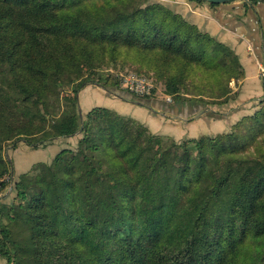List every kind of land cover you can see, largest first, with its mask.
I'll list each match as a JSON object with an SVG mask.
<instances>
[{"label": "trees", "instance_id": "16d2710c", "mask_svg": "<svg viewBox=\"0 0 264 264\" xmlns=\"http://www.w3.org/2000/svg\"><path fill=\"white\" fill-rule=\"evenodd\" d=\"M129 63L154 72L177 104L230 102L239 70L230 48L159 2L0 0V183L13 179L7 145L82 137L19 177L16 200L0 207V258L264 264V113L182 142L106 107L83 114L90 85L153 103L106 72Z\"/></svg>", "mask_w": 264, "mask_h": 264}, {"label": "crops", "instance_id": "0c3cea01", "mask_svg": "<svg viewBox=\"0 0 264 264\" xmlns=\"http://www.w3.org/2000/svg\"><path fill=\"white\" fill-rule=\"evenodd\" d=\"M245 2L236 1L214 8L209 3L203 4L205 18L201 21L202 29L230 48L237 56L239 66V78L232 85L236 97L220 105L224 110L223 113L215 114L214 110H207L199 104H179L174 108L166 106L162 109L167 110L180 121L158 124L157 119L154 120L155 118L146 112V107L142 108L132 102L124 101L100 87H92L91 90L87 87L81 91L79 101L82 113L87 114L92 108L101 106L126 115V108L128 109L131 104L136 105V109H133L139 121L150 128L153 125L156 130L159 127L157 131L154 129L155 134L170 136L176 140L227 133L244 117L253 116L258 112L264 113V78L261 75V66L264 67V0H258L248 8ZM23 147L24 150L18 149L19 151L15 152V154L21 153L19 158L14 156L15 160L19 159L15 166V170L16 167L20 170V172L16 170L17 176L28 172L34 164L30 163L23 170L20 168V160L23 157L34 155L26 144ZM46 150L43 148L34 152L44 153Z\"/></svg>", "mask_w": 264, "mask_h": 264}, {"label": "rangeland", "instance_id": "374dc122", "mask_svg": "<svg viewBox=\"0 0 264 264\" xmlns=\"http://www.w3.org/2000/svg\"><path fill=\"white\" fill-rule=\"evenodd\" d=\"M152 1L153 2H159V3L167 6L171 11L175 12L176 14H181L183 17H185L189 21V23H192V24L198 26V28L201 31H203L204 33H207L206 31H204L202 29V24H201V21L203 20V18H205L204 17L205 13L203 10V4L204 3H196V1H191V0H152ZM212 8H214V6ZM207 34L212 36L210 33H207ZM212 37L215 38L217 41H219L218 38H216L214 36H212ZM106 72L109 74H112L113 79H111V81L118 80L120 87L123 90L125 89V91H127V92H128V90L129 91L133 90L135 92H138L136 94H138L140 96L151 95L152 96L151 102H153V103L149 106H152L153 110H147V108H145V109L149 115H151L155 118L154 120L157 119L156 122H158V124H163V122L167 123V124H172V122L180 121V120H177L179 118L168 113L167 110L164 111V109H162V108H166V106L169 107V106L174 105V103L176 101L173 100V98L166 93V88H165L164 83L161 80H159L157 78V76H155L154 72L147 73L143 70H140L139 65L133 64V63H129V64H126L123 66H119L117 68H111V69H108ZM235 76H236V79L233 78L231 80V83H230V87L232 90V94H231L232 100H234L236 97V93L234 92L232 85L239 78L238 73L235 74ZM87 87L89 88V90H91L92 87H98V86L90 85ZM87 87L85 89H87ZM71 90L72 89L70 87H68V91L71 92ZM112 96H114V95H112ZM183 96L187 99H196V97L191 95V94H185ZM204 99H205L206 105L204 104L203 107L205 109L207 108V110H209V109L214 110L215 114L218 112H221V113L224 112V110L222 108H220V104L213 103V101H216L218 99H212L208 96H204ZM197 100H199V98H197ZM205 102H203V103H205ZM217 102H219V101H217ZM137 106H139V105H137ZM135 107H136V105H132V104L129 105L128 109L126 108L127 112L125 113L128 116H126V115H123V116L130 117V118H133V119L139 121L135 117L136 112L133 109ZM139 107H141V106H139ZM142 108H144V107H142ZM120 115H122V114H120ZM161 117H163V118H161ZM148 128L150 130H152L153 133H154V129L156 130V128L153 125L151 128H150V126ZM158 128L159 127H157V130H158ZM205 136H207V135H205ZM214 136H216V135H212V137H214ZM81 138L82 137L80 135V136H77L76 138H73V139H62V140L55 141L54 143L49 144L46 148H44V149H47L44 153H39V152L35 153L34 151H36V150H33L32 148L29 147L28 150L32 149L31 151H33L34 155H33V157H31V156L23 157L20 160V164H21L20 168L23 170L30 163H34L32 167H34L36 164L41 163V162L52 163L54 158L58 154H60L62 151H64V150L76 151L77 146H78V142ZM176 141L182 142L183 140H176ZM23 146H25V143L20 142V143H18L16 149L13 147H10L8 145L6 147L5 156L12 162V165L14 166L13 174H12L13 179H10V177H6L3 181V182H9V184H7L6 187L1 186L2 188L0 190V207L3 205H11L16 200L17 195L15 192V185H16L19 177L22 174L17 176L16 170H18V169L16 167V170H15V166H16V163L18 162L19 159L15 160L14 156H17L19 158L21 153L19 154V152H18L15 154V152L18 149H20V151L24 150L25 147H23ZM40 149H43V148H40ZM18 171L20 172V170H18ZM23 174H25V173H23ZM0 264H7V263L5 260L0 258Z\"/></svg>", "mask_w": 264, "mask_h": 264}, {"label": "water", "instance_id": "95a60500", "mask_svg": "<svg viewBox=\"0 0 264 264\" xmlns=\"http://www.w3.org/2000/svg\"><path fill=\"white\" fill-rule=\"evenodd\" d=\"M195 1H202L205 3H209V4H214V5H223V4H227V3H232V2H236V1H248V0H195ZM109 94H114L110 91H107ZM116 96H118L119 98H123L121 93H115ZM147 109L149 110H153V108L151 106H146Z\"/></svg>", "mask_w": 264, "mask_h": 264}, {"label": "built area", "instance_id": "2783aa9c", "mask_svg": "<svg viewBox=\"0 0 264 264\" xmlns=\"http://www.w3.org/2000/svg\"><path fill=\"white\" fill-rule=\"evenodd\" d=\"M261 75H262V77L264 78V67L263 66H261ZM130 92H132V93H134V94H136V93H138V92H135V91H130ZM138 95V94H137ZM4 181V180H3ZM3 181H1V182H3ZM2 186V184L0 183V190H1V187Z\"/></svg>", "mask_w": 264, "mask_h": 264}, {"label": "flooded vegetation", "instance_id": "af4514ba", "mask_svg": "<svg viewBox=\"0 0 264 264\" xmlns=\"http://www.w3.org/2000/svg\"><path fill=\"white\" fill-rule=\"evenodd\" d=\"M179 104H177V103H174V105H172V107L174 108V107H176V106H178ZM180 105H182V104H180ZM189 105H195V104H189Z\"/></svg>", "mask_w": 264, "mask_h": 264}]
</instances>
